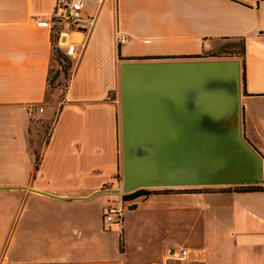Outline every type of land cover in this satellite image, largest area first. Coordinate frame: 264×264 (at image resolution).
Masks as SVG:
<instances>
[{
  "label": "crops",
  "instance_id": "crops-1",
  "mask_svg": "<svg viewBox=\"0 0 264 264\" xmlns=\"http://www.w3.org/2000/svg\"><path fill=\"white\" fill-rule=\"evenodd\" d=\"M56 4L0 0V264H264V190L99 192L118 188L120 65L210 60L231 41L243 43L242 133L264 179V0H86L78 29L37 27ZM68 44L64 91L47 101ZM39 118L49 132L35 153ZM119 203L120 225L102 223Z\"/></svg>",
  "mask_w": 264,
  "mask_h": 264
},
{
  "label": "water",
  "instance_id": "water-1",
  "mask_svg": "<svg viewBox=\"0 0 264 264\" xmlns=\"http://www.w3.org/2000/svg\"><path fill=\"white\" fill-rule=\"evenodd\" d=\"M119 105L121 183L99 192L264 187L242 133L238 60L122 63Z\"/></svg>",
  "mask_w": 264,
  "mask_h": 264
},
{
  "label": "rangeland",
  "instance_id": "rangeland-1",
  "mask_svg": "<svg viewBox=\"0 0 264 264\" xmlns=\"http://www.w3.org/2000/svg\"><path fill=\"white\" fill-rule=\"evenodd\" d=\"M241 43L238 41H231V42H225L221 45L219 50L215 51L212 53V56L210 57V60L214 59H236L241 63ZM71 67V61L70 59L66 58L64 54L57 52L54 50V56H53V63L52 67L49 73V84H48V93H47V101L51 98V96H57L58 99L61 98L62 92L64 91V87L66 84V81L69 76V70ZM120 106V105H119ZM42 114V113H40ZM119 170L116 175L117 179V187H120L121 183V160H120V108H119ZM52 115V114H51ZM46 116L48 118H51V116ZM42 116V115H41ZM45 117V118H46ZM45 120V119H44ZM42 118H39L38 122L36 123L39 125L37 127L38 131H34L33 137L31 138V145L34 147V151L40 152V148L42 145L45 143L46 138L48 136V123L44 121ZM52 120V119H51ZM233 187L234 190L236 191H245L247 190L246 187H240V186H230ZM117 189V188H116ZM114 205H121L119 204H114ZM123 208V207H122ZM119 226V225H118ZM184 245V247H189L188 243L185 242H177L175 245L174 249L176 251H179L181 247Z\"/></svg>",
  "mask_w": 264,
  "mask_h": 264
},
{
  "label": "built area",
  "instance_id": "built-area-1",
  "mask_svg": "<svg viewBox=\"0 0 264 264\" xmlns=\"http://www.w3.org/2000/svg\"><path fill=\"white\" fill-rule=\"evenodd\" d=\"M86 0H57L55 12L51 21L40 18L36 22V26L39 28H47L52 21H55L57 25L64 29H78L81 23V11ZM119 43H124L126 38L120 36L118 38ZM65 57L73 58L76 56V47L72 44H68L65 50ZM123 208L121 205L109 204L102 212V223H113L120 225L122 219ZM182 254L187 252L184 250Z\"/></svg>",
  "mask_w": 264,
  "mask_h": 264
},
{
  "label": "trees",
  "instance_id": "trees-1",
  "mask_svg": "<svg viewBox=\"0 0 264 264\" xmlns=\"http://www.w3.org/2000/svg\"><path fill=\"white\" fill-rule=\"evenodd\" d=\"M241 43V77L243 76V72H244V60H243V43ZM240 187H244V186H240ZM247 190H245V192H258V191H262L264 190V187L262 186H245ZM143 192V193H141ZM149 193L146 192V190L144 189H138L130 194H126V195H122V200L123 201H127V200H133L135 198L138 197H143V196H148Z\"/></svg>",
  "mask_w": 264,
  "mask_h": 264
}]
</instances>
